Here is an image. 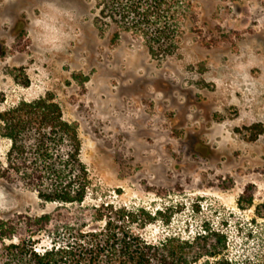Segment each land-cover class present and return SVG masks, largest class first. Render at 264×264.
<instances>
[{
    "label": "rangeland",
    "instance_id": "1",
    "mask_svg": "<svg viewBox=\"0 0 264 264\" xmlns=\"http://www.w3.org/2000/svg\"><path fill=\"white\" fill-rule=\"evenodd\" d=\"M108 1L0 0V110L55 98L79 129L85 206L141 210L151 242L222 232L230 258L264 260V0H190L165 57ZM56 207L0 179L7 244Z\"/></svg>",
    "mask_w": 264,
    "mask_h": 264
},
{
    "label": "trees",
    "instance_id": "2",
    "mask_svg": "<svg viewBox=\"0 0 264 264\" xmlns=\"http://www.w3.org/2000/svg\"><path fill=\"white\" fill-rule=\"evenodd\" d=\"M107 5L119 11L125 31L139 35L150 54L162 57L177 50L192 6L190 0H109ZM120 36L117 31L114 41ZM0 137L11 143L0 160V179L57 205L30 218L29 238L18 243H6L16 228L0 223V264H264L230 258L222 232L151 242L137 230L147 223L140 219L141 210L85 206L91 181L81 159L79 129L51 94L0 110ZM43 232L53 236V243L41 250L35 237Z\"/></svg>",
    "mask_w": 264,
    "mask_h": 264
}]
</instances>
